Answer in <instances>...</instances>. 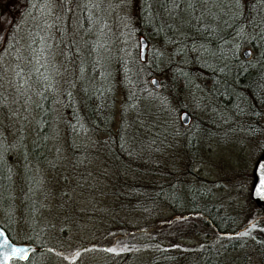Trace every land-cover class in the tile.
<instances>
[{
	"label": "trees",
	"instance_id": "1",
	"mask_svg": "<svg viewBox=\"0 0 264 264\" xmlns=\"http://www.w3.org/2000/svg\"><path fill=\"white\" fill-rule=\"evenodd\" d=\"M43 1L46 0H0V48L7 43L16 49L19 45L25 52L17 69L14 66L13 91L18 99L31 105L36 115L30 135H19L16 142L0 139V225L14 240L12 231L19 223L18 238L34 246L26 259L43 250L60 253L49 241L52 232H46L47 227L36 217L40 211L54 216L45 202L49 194L62 201L66 199L65 194L59 196L63 179L59 185L47 187L49 180L44 175L48 170L54 171L56 164L68 166L64 164L68 158L59 153L61 150L49 148L56 106L65 139L71 132L91 137L105 133L99 140L104 142L102 156L112 172L104 168L103 176L109 188L121 195L120 208L154 215L147 222L135 224L114 217L110 208L101 209L110 216V221L112 215L117 220L113 225L106 224L97 238L74 244L69 255L87 248H102L126 256L151 249L145 264H235L228 255L245 244L242 234L248 233L245 236L257 252L260 264H264L261 206L255 207V215L239 224L235 216L211 200L206 187L194 186L189 178L184 180L188 165L176 169L158 162L157 166L149 167L156 155L171 151L178 140L186 156L194 152V147L189 146L195 134H184L178 116L176 119L173 111L165 107L166 98L171 100L182 94L202 114L193 123L197 131L242 136L264 149V120L260 118L264 113V0H131L135 33L144 36L146 45L155 39L157 49L154 53L147 49L143 59H139L136 39L131 55L126 54L128 46H124L112 50L108 60L106 51L102 52L104 59L98 57L97 50L94 52L97 47L94 32H107L103 16L114 0H95L101 13L100 22L96 21L89 30L82 49L79 43V57L74 60L77 63L72 76L77 81L76 95L80 100L77 107L66 94L63 99H55L57 92L49 82L45 59L38 60L42 50L48 49L45 32L37 36L34 25V13ZM24 12L30 13L32 22L26 21L29 29L25 30L22 43L14 35V24ZM80 13L84 19V8ZM83 28L88 30L84 22ZM244 46L250 49L247 58L240 54ZM151 74L161 78L162 95L157 91L159 87L152 89L146 82ZM113 80L122 95L114 132ZM72 161H79L77 166L87 158L74 156ZM146 170L153 176L147 180L137 176V172ZM77 181L85 183L76 176L73 182ZM14 182L16 195L12 191ZM25 187L27 190H23ZM196 235L206 239L191 245H171L179 237Z\"/></svg>",
	"mask_w": 264,
	"mask_h": 264
},
{
	"label": "rangeland",
	"instance_id": "2",
	"mask_svg": "<svg viewBox=\"0 0 264 264\" xmlns=\"http://www.w3.org/2000/svg\"><path fill=\"white\" fill-rule=\"evenodd\" d=\"M81 8H84L85 11L84 19L80 13ZM110 8L105 11V16H103L108 24L107 32H94L98 47H95L94 52L97 50L98 57L104 59L102 52L106 51L107 60L112 50L122 49L124 46H128L126 54L131 55L130 49L132 45L134 49L136 48L137 39V34L134 31L135 24L132 19L134 9L131 7V0H114ZM29 15V12H24L18 15L15 20L14 35H18L22 43L25 42V30L29 29L26 23L27 20L31 21L29 19L31 15ZM99 16L101 13L95 0H46L40 4L39 9L34 13L36 35L41 37V31H44L45 40L48 42V49L42 50L38 60L43 61L42 59H45L43 63L45 66L47 65L49 70V82L50 84L53 83L57 92L56 100L63 99L61 97L66 94L67 99L76 107L80 103L78 95H76L75 83L77 81L72 76L75 74V63H77L74 60L78 59L82 44L88 38L89 30L93 29L96 21L100 22ZM82 22L85 23L88 30L82 29ZM106 35L105 46L103 38ZM79 43H81V49L78 47ZM147 49H151V52L157 49L155 39L148 41L145 52ZM24 54V49L19 45L16 49V47L5 43L0 48V139L8 142H16L19 135H30L36 120L31 105L18 99V94L13 91L14 66L17 69L16 66ZM40 57L42 59H39ZM151 75L157 77L160 85L157 86V88L159 87L157 91L162 95L160 92L163 84L161 78L158 74ZM149 77L146 78L147 83H149ZM113 82L115 85L112 94V132L119 122L122 98L116 80ZM149 86L154 89L150 83ZM165 107L168 111H173L176 119L180 110L186 109L189 112V123L184 126L180 125V128L184 134H195L193 143L189 146L190 148L194 147V152H189L186 156L182 152L180 140H178L171 151L156 155L150 161L149 167L157 166L158 162L173 166L176 169L188 165L189 172L183 175L184 180L189 178L194 186L201 184L206 187L211 200L221 204L227 212L235 216L239 224L244 223L253 213L255 215L257 212L254 210L257 206H261L264 218V204L250 196V189L254 181L253 167L264 149L258 148L253 141L242 136H223L222 134L220 136L218 133L203 134V132L197 131L193 123L195 118L202 116V114L193 108L190 98L184 94L171 100L166 98ZM53 109L56 116L52 129L53 140H50L49 148L55 151L61 150L59 153L68 158L64 164L67 163L69 167L63 163H55L54 171L48 170L44 175L49 180L46 183L47 187H50L51 184L54 185V183L59 185L61 178L63 179L64 186L60 187L59 196L65 194L66 199L62 201L61 198H55L49 194L45 198V202L50 206L54 216H49L48 211H40L36 217L45 224L46 232H52V235H48L49 241L51 245L60 250V253L43 250L33 254L25 261L11 259L10 264H145L151 249L134 251L128 256L120 255L115 251L110 253L102 248H87L77 253L72 252L71 255L68 254L74 244L97 238L103 232V227L106 224L113 225L117 220L112 215L110 221V216L108 217L101 212V209L110 208L115 214L114 217H122L135 224L147 222L154 215L153 213L145 215L141 211H131L127 208L122 210L120 208L122 205L121 195L115 192L113 188H109L110 184L103 176L104 168H109L112 172V168L106 165V159L102 156L104 142L99 140L105 137V133L98 132L97 135L94 134L95 136L91 137L89 134L79 135L71 132L70 136L65 139L61 133L63 127L57 117L58 108L53 106ZM260 118L261 121L264 120L263 112ZM159 155L160 157H158ZM74 156L80 159L87 158V161L76 166L79 161L77 163L72 161ZM137 174L142 180H147L150 178L148 176H153L147 170L142 173L137 172ZM76 176L82 177L85 183L73 182ZM15 184L16 182L13 183L12 188L13 195L18 192L15 189ZM39 187L42 185L35 188L36 192L40 189ZM23 190H27V188L25 187ZM77 208L80 209L77 211ZM162 211L167 212L166 209ZM3 212L6 213L7 209ZM46 217L48 218L46 219ZM18 224L14 225L12 231L16 241H20L17 234L20 230ZM242 237L245 239V244L235 252H230L229 261L235 264H260L259 256L250 244L249 238L243 234ZM201 238L206 239L204 236L197 235L179 237L171 242V245L173 246L174 243L180 245L196 244ZM140 239L142 238L140 237ZM64 251L67 254H64Z\"/></svg>",
	"mask_w": 264,
	"mask_h": 264
},
{
	"label": "water",
	"instance_id": "3",
	"mask_svg": "<svg viewBox=\"0 0 264 264\" xmlns=\"http://www.w3.org/2000/svg\"><path fill=\"white\" fill-rule=\"evenodd\" d=\"M137 42V53L139 59H143L146 49V39L143 35L139 34L137 36ZM240 54L243 57L247 58L250 55V49L247 46H244L241 48ZM148 80L153 87H157L159 85L158 79L155 75H151ZM178 120L183 125L188 124L190 121L189 112L186 109L180 110L178 112ZM253 174L254 181L250 189V196L251 198L256 199L257 201L264 204V195L258 194V188L260 186V183L262 180H264V151L255 162V165L253 167ZM0 233L3 234L2 236H0V264H9V260L11 259L25 260L34 246L26 241L11 240L1 225ZM4 240L8 241L7 245L4 244ZM13 249H22V251L18 252L16 255H13Z\"/></svg>",
	"mask_w": 264,
	"mask_h": 264
},
{
	"label": "snow or ice",
	"instance_id": "4",
	"mask_svg": "<svg viewBox=\"0 0 264 264\" xmlns=\"http://www.w3.org/2000/svg\"><path fill=\"white\" fill-rule=\"evenodd\" d=\"M258 194L264 195V180L261 181L260 186L258 188ZM248 233H244V235H247ZM3 234L0 233V236H2ZM4 244L7 245L8 241L4 240ZM22 251V249H13V255H16L18 252ZM109 251H113V249H109Z\"/></svg>",
	"mask_w": 264,
	"mask_h": 264
},
{
	"label": "flooded vegetation",
	"instance_id": "5",
	"mask_svg": "<svg viewBox=\"0 0 264 264\" xmlns=\"http://www.w3.org/2000/svg\"><path fill=\"white\" fill-rule=\"evenodd\" d=\"M9 264H10V260H9Z\"/></svg>",
	"mask_w": 264,
	"mask_h": 264
}]
</instances>
